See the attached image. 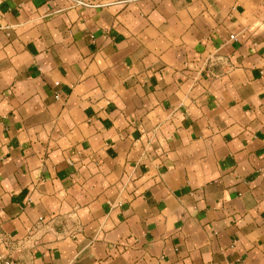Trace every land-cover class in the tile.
Returning a JSON list of instances; mask_svg holds the SVG:
<instances>
[{"label":"crops","instance_id":"obj_1","mask_svg":"<svg viewBox=\"0 0 264 264\" xmlns=\"http://www.w3.org/2000/svg\"><path fill=\"white\" fill-rule=\"evenodd\" d=\"M0 228L33 264H264V0H0Z\"/></svg>","mask_w":264,"mask_h":264},{"label":"built area","instance_id":"obj_2","mask_svg":"<svg viewBox=\"0 0 264 264\" xmlns=\"http://www.w3.org/2000/svg\"><path fill=\"white\" fill-rule=\"evenodd\" d=\"M36 246L37 240L32 237L14 240L9 233L0 228V247L6 249V251L0 249V264H33L35 258L33 250Z\"/></svg>","mask_w":264,"mask_h":264}]
</instances>
